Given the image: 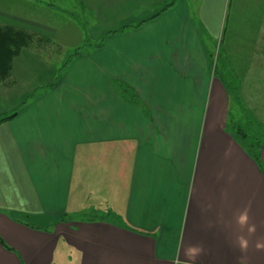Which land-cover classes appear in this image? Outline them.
<instances>
[{
	"label": "crops",
	"instance_id": "0c3cea01",
	"mask_svg": "<svg viewBox=\"0 0 264 264\" xmlns=\"http://www.w3.org/2000/svg\"><path fill=\"white\" fill-rule=\"evenodd\" d=\"M172 1L0 0V25L43 36L62 53L47 60L23 50L15 85H0V116L18 112L0 124V238L10 249L0 244V264H55L59 249L73 251L74 264H264L256 246L264 241V135L260 168L228 128L231 115L257 134L264 128V57L253 59L256 47L230 62L223 43L239 81L218 77L206 41L227 0H174L157 19L89 48ZM84 31L92 43L52 87ZM107 207L117 222L75 218ZM245 212L254 234L237 222ZM193 244L202 247L194 260L185 254Z\"/></svg>",
	"mask_w": 264,
	"mask_h": 264
},
{
	"label": "rangeland",
	"instance_id": "374dc122",
	"mask_svg": "<svg viewBox=\"0 0 264 264\" xmlns=\"http://www.w3.org/2000/svg\"><path fill=\"white\" fill-rule=\"evenodd\" d=\"M202 0H197L198 7H200ZM263 15V17L261 16ZM79 20L78 25L82 26L83 28H86V18H76ZM207 19V18H206ZM205 19V20H206ZM212 21V20H211ZM214 21V20H213ZM81 23V24H80ZM221 24L219 25V29H212V36L214 37V41H205L209 45L211 55L213 56V62H214V68L217 70L218 77H226L230 76L233 78V86L238 84L235 82V79L237 77V73L232 76V70L234 69L233 66L229 67L227 66V63L225 61V56L223 53L222 44H224L225 48H228L232 51V54H230V62L236 61L237 63L241 60V56L244 54V49L249 50V53L247 52V55H249V58H252V54L250 52V49L256 48L258 52H253V59L256 57L263 58L264 52L262 50V54L259 53L261 51L258 47L260 46V43L264 47V5L263 0H227V6L225 8V12L223 14V17L221 19ZM66 28L68 31L73 30L75 25L67 24ZM82 39H80L78 42H76L77 37H75L70 42H76L72 44V47L67 48L64 52V58L63 61L65 62L69 55L71 53L75 52V50L79 47H84L90 43H92L91 38L85 31L82 34ZM84 49V48H82ZM62 54V53H61ZM260 54V56H259ZM244 56V55H243ZM224 58V59H223ZM219 59V60H218ZM62 61V62H63ZM225 61V62H224ZM250 62V61H249ZM247 63L244 66V69L252 70L251 63ZM62 66V64H60ZM60 66V67H61ZM59 67V69H60ZM264 99V97H263ZM240 105V104H239ZM239 109V111H238ZM243 110V106H237L236 104L233 105L232 111L237 112L240 114V111ZM244 114H240V116ZM256 125V124H255ZM258 127V126H256ZM256 132V131H255ZM259 136L264 135V128H261ZM90 209L88 208L83 210V213L89 212ZM111 210L107 207L105 211H103L101 214L104 215L107 220L117 222L118 218L113 213V217L108 216ZM78 214L75 218L83 219L86 218L85 215ZM74 217V216H73ZM75 253L73 251L67 250L64 251L63 249H59V251L56 254L55 258V264H74L73 260H75Z\"/></svg>",
	"mask_w": 264,
	"mask_h": 264
},
{
	"label": "trees",
	"instance_id": "16d2710c",
	"mask_svg": "<svg viewBox=\"0 0 264 264\" xmlns=\"http://www.w3.org/2000/svg\"><path fill=\"white\" fill-rule=\"evenodd\" d=\"M174 0L171 3L165 4L162 9L149 20L141 22L136 26H128L123 28L122 30L114 33L107 34L98 44L89 46L90 49L101 50L104 46L105 41L108 37L118 34H123L126 31L137 30L141 28L146 23L157 19L161 14L166 12L169 8L173 7ZM23 50H29L33 52L40 58H44L49 60L53 56H57L61 53V49L55 46L51 41L46 39L43 36H40L36 33H32L29 31H24L20 29H16L10 26L0 25V85H4L7 89L12 88L15 85V80L12 75V64L13 61L21 54ZM82 48L77 49L73 52L67 60L62 64L58 71V75L55 81V84L52 87H56L60 84L61 76L64 69L67 65L75 58L79 57L82 52ZM216 72V69H215ZM117 88L119 89L121 95L130 101L136 100V93L125 84L117 83ZM239 98L237 97V100ZM237 104L239 105L238 101ZM17 111L8 115L0 116V124L13 119L17 115ZM228 128L230 132L235 136V138L239 141H242L247 149V154L253 159V161L261 168L260 165V152L262 147V138L258 136L255 132V125L252 121L247 120L245 123L237 122L234 118H229ZM264 174V171H262ZM103 211L98 209H90L89 212L83 213L86 218L83 220H87L88 222L95 221H106L113 222L107 220V218L102 215ZM108 216L113 217V213L110 212ZM68 217L65 216L60 220L61 223H67ZM0 244L6 249L10 250L3 240L0 238Z\"/></svg>",
	"mask_w": 264,
	"mask_h": 264
},
{
	"label": "clouds",
	"instance_id": "9594fccd",
	"mask_svg": "<svg viewBox=\"0 0 264 264\" xmlns=\"http://www.w3.org/2000/svg\"><path fill=\"white\" fill-rule=\"evenodd\" d=\"M249 217L247 215V213H242L238 216L237 218V222L242 226V227H246L248 233L250 234H254L256 231V226L254 224H250L249 222ZM238 245L241 248V250H246L248 245H249V241L247 239V237L241 236L238 238ZM257 248H264V241H257ZM202 252V247L200 245H189L188 248L185 251V254L190 258V259H195L196 257H198L200 255V253ZM180 264H187V262H180Z\"/></svg>",
	"mask_w": 264,
	"mask_h": 264
}]
</instances>
